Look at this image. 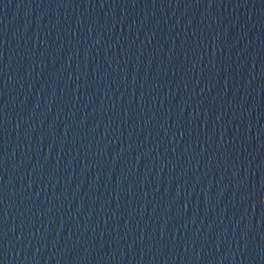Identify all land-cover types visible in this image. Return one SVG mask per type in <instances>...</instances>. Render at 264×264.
<instances>
[{
	"label": "water",
	"instance_id": "95a60500",
	"mask_svg": "<svg viewBox=\"0 0 264 264\" xmlns=\"http://www.w3.org/2000/svg\"><path fill=\"white\" fill-rule=\"evenodd\" d=\"M0 264H23L0 87Z\"/></svg>",
	"mask_w": 264,
	"mask_h": 264
}]
</instances>
